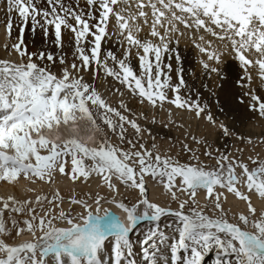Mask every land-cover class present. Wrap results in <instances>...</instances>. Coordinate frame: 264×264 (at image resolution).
I'll use <instances>...</instances> for the list:
<instances>
[{"label":"snow or ice","instance_id":"1","mask_svg":"<svg viewBox=\"0 0 264 264\" xmlns=\"http://www.w3.org/2000/svg\"><path fill=\"white\" fill-rule=\"evenodd\" d=\"M5 3L9 16L5 26L6 37L11 38L13 12L18 14L22 26L17 42L4 45L6 51L15 52L21 58L20 62L0 59V182L15 184L23 178L33 184L37 181L52 183L57 172L68 176L72 182L96 175L101 178L103 186L114 193L107 202L126 213L128 223L109 209H103L101 202L106 198L99 194L94 201L97 205L95 211L86 199H71L72 204L82 205L85 209L78 216L63 210L54 214V209L44 212V215L37 212V207L44 211L46 200L49 204L62 203L59 190L51 199L45 196H37L35 200H17L13 196L0 198L3 204L0 208V237L11 234L4 219L5 210L26 217L22 222L11 218L16 235L28 232L36 237L37 231L41 233L34 240L18 245H9L0 238V264H205L206 257L213 251L214 264H264V213L255 218L257 210L251 197L238 187L243 184L248 192L255 191L260 198H264V161L253 159L257 166L249 169L247 164L229 160L228 155L221 154L217 157L219 167L211 169L202 165L194 153L192 159L195 163H181L170 155H161L155 144L152 149L140 144L139 150H134L136 144L128 140L131 149L118 147L111 142L102 125L118 135L122 142L125 140L126 124L137 133L142 132L140 125L108 104L97 88L80 74L92 71L95 79L103 68L106 76L113 77L138 96L140 103L147 101L153 107L158 104L162 107L168 102L194 112L200 118L205 108L179 95L184 84L182 76L173 88L176 93L174 99L170 100L165 91L170 86L171 76L164 80L161 77L165 76V68L171 71L172 66L163 63V56L172 51L169 47L171 34L179 32L178 24H182L185 28L202 29L220 41L226 40L244 70L242 79L250 82L249 69L256 68L259 77L264 80V0H148L147 5L144 0H137L138 14L129 12L127 16L124 14L127 9L116 10L115 6L123 3L131 7L130 0H86L89 6L98 5V17L92 12L86 17L83 10L68 7L63 0H47L51 11L38 9L34 0H5ZM146 6L152 9L150 36L157 38L159 43L139 39L136 35L141 30L139 25L130 23L138 17H143L148 23V13L144 11ZM37 17H41L43 23ZM112 17L122 38L118 42L121 46L127 42L129 46L123 59H118L110 50L101 59V42L109 37L108 24ZM29 19L32 20V30L41 27L45 37L49 27H52L54 42L60 48L63 47L62 29L74 36L75 51L70 65L65 55L57 57L50 52L27 51L23 32ZM93 20L96 22L90 23ZM165 21L168 27L162 34L158 27L164 28ZM199 40L204 41V36H200ZM208 44L210 46L211 41ZM85 45L90 47L86 49ZM132 47L143 52L138 56L139 75L127 62ZM196 47L201 52L208 51L201 44ZM37 59L53 64L58 60L61 65L67 66L58 76L47 65L37 64ZM176 59L179 60L178 55ZM209 59L219 62L220 55L212 52ZM109 60L117 67H110ZM204 67L207 69L209 65L205 63ZM211 71L218 69L212 68ZM240 86L245 85L241 83ZM246 95L257 102L250 105L251 110L258 111L264 118V101L252 93ZM121 108H126L123 102ZM206 120L216 126L210 113L206 115ZM218 128L224 136L233 135L223 123ZM47 133H55L59 139H50ZM101 133L95 146L81 139L82 135L91 139L94 134ZM191 138L197 143H204L195 136ZM251 142L249 139L248 143ZM184 150L192 152L187 144ZM205 155L212 157V151H206ZM69 158L72 164L70 172L66 171ZM85 160L92 163L86 165ZM237 167L242 169L239 176L236 174ZM147 176L161 184L172 200H180L178 192L188 198L180 200L175 210L152 202L146 187ZM114 181L138 190L139 200L131 206L117 200L119 189ZM217 188L225 189L247 202L249 215L240 213L238 223L230 222L222 204L227 197L223 192L216 191ZM201 190L205 191L210 204L201 205L196 199ZM141 205L142 212L139 211ZM205 208H211L219 215L210 216ZM163 217L172 219L161 227ZM57 220L68 226H56ZM141 221H148L150 226L138 241L140 253L137 254L130 233L137 229ZM165 229H170L171 234ZM106 242L112 244L110 252ZM233 256L234 261L231 259Z\"/></svg>","mask_w":264,"mask_h":264},{"label":"rangeland","instance_id":"2","mask_svg":"<svg viewBox=\"0 0 264 264\" xmlns=\"http://www.w3.org/2000/svg\"><path fill=\"white\" fill-rule=\"evenodd\" d=\"M34 2L36 3L38 9H47L51 11L50 6L47 4V0H34ZM63 3L68 7L76 9L77 11L83 10L85 15H87L89 12H92V9H94L93 7H95H85V0L84 2L80 0H63ZM4 4L6 7L5 0ZM88 9L90 10L88 11ZM1 10L2 9H0V25L5 27L8 21V19L6 18H9V16L6 11V13L4 14V12H2ZM11 16L14 26L12 31L15 35L12 32L11 38H8L6 42L0 40V59L19 63L21 58L15 52L11 53H15L16 58L10 59L4 56V54L6 55L10 53L9 51L5 50L4 45L8 44L10 46L12 43L17 42V38L19 37L18 35H20V28L22 26L17 13L13 12ZM37 19L40 20L41 23H43L41 17H37ZM190 22L192 21L190 20ZM90 23L95 22L93 20L90 21ZM32 29V20L29 19L28 24L24 26L23 32L24 46L27 48V51L29 53H39L41 51H44L46 53L50 52L57 57H59L60 55H65L68 65L73 62L75 40L74 36L71 33L66 32L62 29L63 47L60 48L54 42V29L52 27H49L47 37H45L44 31L41 27L37 26L35 28V31H33ZM194 31H196V29ZM196 32H198L199 34H203L206 31L201 29L197 30ZM206 33V35L212 37L210 33ZM16 36L17 38H15ZM113 36L114 37H112V35L110 37H105V39L101 42V59L105 57L106 52L109 50L112 51L118 59L124 58L125 50L128 47L124 48L123 46H121L118 41L122 38H119L118 34H113ZM113 39L118 44L113 45ZM89 40H91V37H89ZM151 40L155 43H159V40L157 38ZM175 40V38L171 39V43L169 44V47L172 51L165 53L163 56V63L165 65L171 64L172 66L171 71L165 68V76L161 77V79L164 80L167 76H171L170 86L165 91L170 100L174 99L176 93L173 91V88L179 84L180 77L182 76L184 84L180 87L179 95L183 99L188 100L192 103H199L201 107L205 108V113L202 114L200 118H197L194 112L188 111L187 109L177 108L173 104L168 102H165L162 107L159 104L156 107H153L147 101H145L144 103H140V98L138 96L133 95L124 85L119 83L113 77L106 76L103 68L100 69V74L95 79L93 78L92 71L81 72L80 74L84 77V80L93 84V86L97 88V90L102 94L103 98L107 101L108 104L121 111V113L127 116L129 120H136V122L142 129L141 133H137L135 129L126 124L125 128L127 129V131L125 133V140L123 142L119 139L118 135L112 134L107 129V127L102 125V127L104 128V132L108 133V136L113 144L125 150L131 149V146L127 143V141L132 140L136 144V149L134 150H139L140 144H144L148 149H152V145L155 144L157 146V150L161 155H170L175 159H178L181 163H195L196 161L192 159L194 153L199 158V162L202 165H207L209 168L215 169L219 167L217 163V157H219L221 154H226L229 156V160H237L244 164H247L249 169L255 168L257 165L252 162L253 159L264 161V118L260 117L258 111L251 110L250 105L257 102L253 101L251 99V96L246 95V93H252L260 97L261 101H264V80H261V78L259 77L258 70L256 68H251L252 71H250V73L252 79L250 82L246 79H242L245 76L244 70L241 68L240 62L238 63L239 60L237 61V58L233 55V57L231 58V62H235L234 64L238 66L239 75L238 73L234 72V69L232 71H229L230 68L227 70V68L229 67L227 65L229 63H224L223 65L219 64V66L216 67H211L209 65L207 69L204 67V74L199 77L198 74L193 72V69L189 68V65H186L190 64V61L181 53L182 45L189 44L192 48L195 47L194 49H197V43L190 42L187 44H175ZM85 47L87 49L90 47V45H85ZM135 50L136 51H133L131 49V55L128 57L127 62L132 66L137 75H139L141 69L138 56L142 55L143 53L137 48ZM230 50L234 52L232 48ZM5 51L6 53H4ZM202 54L203 56H205L207 52L205 55L203 52ZM177 55L179 56V60L176 59ZM24 60L26 62L27 57H25ZM185 60L187 61L186 63H184ZM35 62L37 64H40L41 66L47 65L49 69L58 76L61 74L63 67L67 66L61 65L58 60L55 64L47 60L40 61L38 59L35 60ZM76 63H79V61L76 60ZM108 63L110 67H117L111 60H109ZM206 63H208V61ZM192 67L194 66L192 65ZM212 68L218 69V71L213 72L211 71ZM256 79H258L259 81H257ZM241 83H243L245 86L241 87ZM117 89H119V91H116ZM232 89L235 90L233 91L235 95L233 94ZM121 93H123V95H121ZM121 102L126 105V108H121ZM139 109H141V112ZM208 113L213 116V119L216 121V126H213L212 124L207 122L206 115ZM113 118L118 120V118L116 117ZM220 123L225 124L231 130L233 135L224 136L218 128V125ZM102 134L103 133H101V135ZM96 136L100 135L97 134ZM192 136H195L198 140L202 139L204 143H197L191 138ZM249 139L252 141L251 143H248ZM185 144H187L189 148L192 149V152H187L184 150ZM209 150L212 151V157L205 155V152ZM250 157L252 159H250ZM68 161H70V158L68 159ZM224 163L225 166H227V162ZM85 164L88 165L91 163L89 162V160H85ZM236 174L238 176L241 175L242 169L237 167ZM147 179H149V182L153 185H159L161 187V190H157L158 193L157 191L156 194L153 192V197L149 195V199L162 207H171L174 210L178 209L180 200L188 198L184 193L178 192L177 195L180 197V200L174 201L172 200L171 195L168 193V191L161 184H158L150 176H147L146 180ZM83 180L86 182L88 179L85 180L84 178H81L79 180V183L82 181L81 184H77L82 185V183L84 182ZM76 182H78V180ZM76 182L74 183L76 184ZM100 182V184L102 185V189H104L101 193V196H104L106 198L105 201L101 202V206L109 205V202H107L109 200V197L107 196V193L105 191L106 186H103L102 180H100ZM49 184L51 185L52 183ZM177 184H179V179H177ZM119 187L120 190L122 189L121 196L123 202L127 203L129 206L139 200L140 194L138 190L128 188L123 184H120ZM238 187H240L241 191L245 192V194L251 197V202L257 210L255 218H259L261 213H264V208L257 207L254 204L253 200L255 196L263 200L264 203V198H260L255 191L248 192L247 188L244 187L243 184L238 185ZM216 191L223 192L227 199L228 197H230L234 201L239 200V203L242 205V209H245V213L243 214L249 215L247 202L240 200L233 193H228L225 189L217 188ZM44 194L42 193L40 196H43ZM47 194L48 192L46 193V195ZM96 194L98 195V193L94 194L95 198L97 196ZM200 195L203 196L202 199H199ZM34 196L36 195L29 196L27 198H34ZM83 196L82 198L86 199L87 201L88 199H90V197H92V195H88L87 193H85V195L83 194ZM196 199L201 205L211 203L206 199V193L203 190L198 192ZM54 204L53 206L52 204L50 206L43 205L44 211L41 212L39 208L37 212L40 215H44V212H47L49 209H54V214H58V212H55L57 211L56 209H58V207L55 208ZM222 204L225 212H227L228 214V218L231 217L232 210L229 208V211H227V209L224 207L225 200H222ZM71 208L70 209L73 211L70 210V212H72L71 215L73 216H78L80 213L85 212V209H83L80 205L72 204ZM258 209H260V212ZM139 211L142 212L143 207H140ZM185 211L187 212V208L185 209ZM205 211L210 216L214 214L219 215L218 212L214 213L211 208H205ZM163 218V221L161 220L160 222L161 227H163V225L167 221H170L172 219L171 217L166 219ZM61 222L63 221H55V223H57L56 226H59L58 224ZM149 226V222H145V224L142 223L137 227V229H135V233L130 238L134 243V252L137 254L140 253V245L138 241L142 238L143 232ZM165 231L166 233L171 234L170 229H165ZM39 235H41V233L37 231L36 237H38ZM36 237H33L32 235L31 239H35ZM111 247L112 244L110 242H106V248L109 250V252L111 250ZM138 257L139 255H137L136 257L137 260L140 259Z\"/></svg>","mask_w":264,"mask_h":264},{"label":"bare ground","instance_id":"3","mask_svg":"<svg viewBox=\"0 0 264 264\" xmlns=\"http://www.w3.org/2000/svg\"><path fill=\"white\" fill-rule=\"evenodd\" d=\"M80 1L84 2V0H80ZM136 2H137V0H130L131 7H129L128 4L120 3V4L115 6V9L116 10H120L122 8L127 9V11H125V13H124L125 16H127L129 12H131L133 14H138L139 9L136 7ZM153 2H155V0H153ZM144 3L147 5L148 4V0H144ZM86 6L89 7V8L91 7V6H89L86 3V0H85V7ZM157 6L160 7L159 4ZM93 8L94 9H92V13L98 17V15H99L98 5L93 7ZM0 9H2L1 11L4 12V14L7 12L5 4H4V0H0ZM89 10L90 9H88V11ZM144 11L148 13V16H147L148 23L144 22V18L143 17H138V19L136 21H134V22L130 21V23H135V24L139 25L141 30L138 33H136V35H137V37L139 39H141V40L155 39V37H151L150 36L151 23H152V20H153L152 9L150 7L146 6L144 8ZM176 11H177V14L180 15L179 11L178 10H176ZM1 16H3V15H1ZM85 16L87 17V15H85ZM6 19H8V18H6ZM94 22H96V21H94ZM189 22H190V20H189ZM167 27H168V25H167V22L165 21V27L164 28H159L158 27V31H160L162 34H165ZM178 27H179V32L172 33L171 37H170L171 39H173V38L176 39L174 41L175 44H176L177 40L179 41L178 44H181V43L187 44V43H190V42H196L197 44H201L202 47H205V48L208 49L207 54H206V52H203L204 55L206 54L205 56H203L202 52L200 51V49L198 47H196L197 49H194L195 47L192 48L191 45H189V44L181 46L182 55L185 56L187 59H189L190 64H192L194 67H192V65H190V64H186V65L187 66L189 65V68L193 69V72L198 74L199 77H201L202 74H204V71H203L204 64L207 61H208L207 64L210 65L211 67L212 66L213 67L219 66V64L223 65L224 63H229L227 65V66H229L227 68V70L229 68H230L229 71H232L234 69V72L238 73V75H239L238 66H236L234 64L235 62L234 63L231 62V60H232L231 58L233 57V55L235 57H236V55H235L234 52H232V50H230L232 48V46H231V44L228 41H220V40H218L215 37H214L215 38L214 39L213 36L211 37V36L206 35L207 34L206 32L203 33V34H201V33L199 34L198 32H196L197 30L194 31L195 30L194 27H193L194 30L192 28L191 29L185 28L182 24H178ZM13 28H14V26H13ZM5 30H6L5 27L0 25V40H3V42H6L8 40V38L6 37V31ZM108 32H109V37L111 35H112V37H114L113 34L117 35L118 32H119L118 28L116 27V22H115V18L114 17L110 18V21H109V24H108ZM15 33H16V31H15ZM180 33H183V35H180ZM13 34H14V32H13ZM200 36H204V41H200L199 40ZM15 38H17V36ZM111 40H110V42H111ZM208 41H211V45L210 46L208 44ZM112 43H113V45L118 44V43H116L115 40H114V42L112 41ZM123 47L124 48L129 47L127 42H126V44L124 43ZM134 48L136 49V47H132V50L136 51ZM140 51L142 52V50H140ZM212 52H215L218 55H220L219 62H217L215 59H212V60L209 59V55ZM4 53H6V51ZM137 53H138V51H137ZM4 56L7 57V58H10V59L16 58V54L15 53H9V54H6V55L4 54ZM237 61H238V59H237ZM186 62L187 61L185 60L184 63H186ZM238 63H239V61H238ZM196 71H200V72H196ZM250 71H252L251 68L249 69V72ZM256 80L259 81L258 79H256ZM233 91H235V90L232 89V92ZM223 94H224V92H223ZM233 94L235 95L234 92H233ZM223 97H225V96H223ZM139 110L141 112V109H139ZM47 135H48V137L50 139H59V137L55 133H47ZM96 135L97 134H94L91 139H89L88 136H86V135H82L81 139H83L86 143H89V144H92L93 146H95L97 141L100 139L101 134H99L100 136H96ZM42 154H46V153L42 152ZM89 162L92 163L90 160H89ZM71 168H72V164H71V160H70L66 164V171H70ZM55 175L56 176L54 178V182H52L51 185L49 183H47V182H41V181H37L36 183L33 184V183H30L29 181L23 179V178H21L19 180V182L15 183V184L9 183V182H0V198L7 199L9 196H13L17 200H27V199L35 200V198L37 196H40L42 193L43 194L45 193L43 196L48 197L49 199H51V197H53L56 194L57 190H59L60 196L63 197V201H62V203H60V202H57L55 204L53 203L55 208L58 207V209H56L57 211H55V212L59 213V211L63 210L66 213H71L72 214V212H70V210L73 209V208H71V206H72L71 199L73 197L76 198V199H80V198H82L83 194L85 195V193H87L88 195H92V197H90V199H88L87 202L92 206V210L93 211L96 210L97 205L94 202L95 201L94 194L98 193L99 195H101V193L104 190V189H102V185L100 184L101 183L100 182L101 178L99 176L93 175L86 182L83 180L85 183L83 182L82 185H79L82 182L81 181L79 183V180H80L79 179L78 182H76V184L77 183H79V184L76 185L66 175H61L59 172H57ZM146 181H147V186L146 187L148 189V195L153 197V192L156 194V191L158 189H160L161 187L159 185H153L152 183L149 182V179H147ZM114 182L116 183V185H117V187L119 189L121 187V186L119 187V185L121 183L119 181H114ZM121 190L119 189V194L116 195V199L119 200V201H123L122 196H121ZM96 191H98V192H96ZM105 191H106L107 196L109 197V199L114 195V193L110 192L107 187L105 188ZM47 192H48V194L46 195ZM157 193H158V191H157ZM33 195H36V196H34V198H27V197L33 196ZM200 198L202 199L203 196L200 195L199 199ZM253 202H254V204L257 207L264 208L263 200L259 199L258 197L254 196ZM53 204H52V206H53ZM43 205L50 206L51 204H49L47 202V200H46ZM80 206L83 208L82 205H80ZM233 206H235V207H233ZM2 207H3V204H2V202H0V208H2ZM101 207L103 209H109L113 214H115L119 218L123 219L125 223H128V221L126 219V213H124L121 209H118V207H116L115 204L109 203V205H105V206L102 205ZM141 207H143V206L141 205ZM224 207L227 209V211H229V208L232 210L231 211V217L232 218L229 217V220H230V222H233V223H238L239 222L237 220L239 213H245V209H242V205L239 203V200L238 201H234L230 197H228V199L225 201ZM38 210H39V207H37V211ZM258 210L260 212V209H258ZM71 211H73V210H71ZM11 218H15L18 221L22 222L23 219H25L26 217L24 215H22V214L10 213L9 211L5 210L4 219L6 221V226L11 231V234L10 235H4V236H2L0 238L4 239L5 242L8 243L9 245H18V244H20V243H22L24 241L34 240L33 238L31 239L32 234L28 233V232H25L24 234H21V235H16V230L12 229V226H11ZM166 218H170V217H166ZM166 218H163V219H166ZM56 225H57V223H56ZM58 225H59L58 227H67L68 226L65 222H61ZM21 226H23L22 223H21ZM138 258H140V257H138ZM231 259L234 261L235 257L233 256V257H231ZM214 261H215V252H213L208 257H206L205 264H214Z\"/></svg>","mask_w":264,"mask_h":264}]
</instances>
